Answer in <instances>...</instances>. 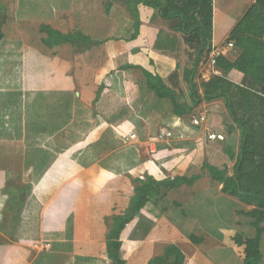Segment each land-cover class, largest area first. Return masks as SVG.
I'll return each mask as SVG.
<instances>
[{
    "label": "crops",
    "instance_id": "0c3cea01",
    "mask_svg": "<svg viewBox=\"0 0 264 264\" xmlns=\"http://www.w3.org/2000/svg\"><path fill=\"white\" fill-rule=\"evenodd\" d=\"M0 2V264H109L107 234L112 217L129 207L131 179L181 177L196 179L162 188L122 230L124 264H147L168 245L185 264H243L235 237L255 236L242 214L255 207L223 194L203 169L233 176L240 131L224 98L193 106L184 77L200 35L135 0ZM255 5L264 13V0H212L210 50L193 77L200 97L212 78H226L215 57L233 63L240 56L227 41ZM44 29L87 42L51 46ZM146 74L191 112L176 116L170 99L147 88ZM226 80L257 91L238 71ZM195 113L206 114L202 127L192 124ZM162 129L172 136L158 139ZM209 133L225 139L208 141ZM259 251L264 264V232Z\"/></svg>",
    "mask_w": 264,
    "mask_h": 264
},
{
    "label": "trees",
    "instance_id": "16d2710c",
    "mask_svg": "<svg viewBox=\"0 0 264 264\" xmlns=\"http://www.w3.org/2000/svg\"><path fill=\"white\" fill-rule=\"evenodd\" d=\"M135 5L144 3L146 6L159 9L164 19H179V29L188 33H198L203 41L200 51L197 53L195 63L190 71L184 73L189 83L193 106L200 102H209L213 99L224 98L227 111L240 131L239 153L235 161L232 177L226 175V171H218L215 168L203 164L211 179L222 184L221 192L225 195L237 198L245 205L254 206L250 212L242 214L250 218L255 236L252 239L235 237L236 244L244 246L243 264H258L260 261V236L264 232V42L260 40L264 31H255L252 25H264V13L258 5L249 9L240 19L230 34L227 42L234 41L241 50L240 56L235 62L229 63L221 55L215 57V66L227 75L232 70L238 71L244 77L253 79L257 83V91L250 92L246 88L239 87L226 78L214 77L204 86V93L200 97L193 83L194 73L202 57L207 56L210 50L212 36V0H135ZM48 35L49 45H57L60 42L74 43L75 41L87 42L80 34L70 37H61L49 29H44ZM208 50H206L207 46ZM147 88L158 97L171 100L174 114L178 117L189 114L191 108L179 103V97L168 90L161 80L146 74ZM233 157V156H231ZM191 179L166 178L155 181L152 178L134 180L133 195L129 207L123 215L112 217V227L109 229L106 241V254L109 264H124L120 257V234L133 217L160 190L171 189L181 182L192 183ZM193 237H191V240ZM147 264H185V256L175 245H168L163 253L148 261Z\"/></svg>",
    "mask_w": 264,
    "mask_h": 264
},
{
    "label": "built area",
    "instance_id": "2783aa9c",
    "mask_svg": "<svg viewBox=\"0 0 264 264\" xmlns=\"http://www.w3.org/2000/svg\"><path fill=\"white\" fill-rule=\"evenodd\" d=\"M228 47L232 48L233 44L229 43ZM205 123H206V114L205 113H200L197 117H194L192 119V124L194 126H202V125H205ZM171 136H172V134H171L170 131L162 129V130L159 131V133L157 135V138L162 140V139L170 138ZM128 138L129 139H134L135 135L134 134H129ZM224 139H225V137L223 135H221V134L209 133L207 135V140L211 141V142H219V141H223Z\"/></svg>",
    "mask_w": 264,
    "mask_h": 264
},
{
    "label": "rangeland",
    "instance_id": "374dc122",
    "mask_svg": "<svg viewBox=\"0 0 264 264\" xmlns=\"http://www.w3.org/2000/svg\"><path fill=\"white\" fill-rule=\"evenodd\" d=\"M5 16H6V14H5V10L3 9V5H2V2H0V30L2 29L3 30V24L1 23V21H2V19H3V17L5 18ZM17 27L22 31L23 29V25H17ZM1 30V31H2ZM21 31H20V33H21ZM198 114L199 113H195L194 115H193V117H197L198 116ZM203 126V125H202ZM201 126V127H202ZM131 184L132 185H134V181L131 179ZM131 194H132V191H131ZM230 199V198H229ZM224 200V199H223ZM162 201V200H161ZM162 202H164V201H162ZM226 206H228L229 204H230V202H229V200H228V198L223 202ZM252 229V228H251Z\"/></svg>",
    "mask_w": 264,
    "mask_h": 264
}]
</instances>
